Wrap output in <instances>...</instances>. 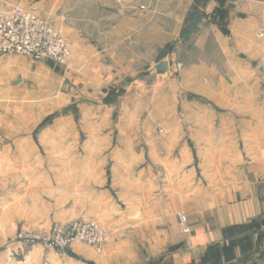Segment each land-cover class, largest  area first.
Masks as SVG:
<instances>
[{"label":"crops","instance_id":"crops-1","mask_svg":"<svg viewBox=\"0 0 264 264\" xmlns=\"http://www.w3.org/2000/svg\"><path fill=\"white\" fill-rule=\"evenodd\" d=\"M15 6L53 18L68 44L49 113L77 106L58 121L79 117L87 156L57 178L25 164L1 232L82 220L109 238L63 257L0 243V264H264V0H0ZM8 64L4 94L53 69Z\"/></svg>","mask_w":264,"mask_h":264},{"label":"rangeland","instance_id":"rangeland-1","mask_svg":"<svg viewBox=\"0 0 264 264\" xmlns=\"http://www.w3.org/2000/svg\"><path fill=\"white\" fill-rule=\"evenodd\" d=\"M39 63L53 69L43 65L45 68L38 69L37 79L26 78L22 85L16 87L9 82L6 94L4 92L7 90H0V243H9L11 239V234L1 231L4 229L3 225L9 224L13 218L16 180L32 173L31 170H24L23 166L32 161H45L56 166V170L52 169L51 173L57 178L63 177V163L78 164L87 156L80 150L87 139L83 134L79 135L82 124L79 117L74 119L72 129H69L67 123L58 121L67 114H79L77 106L71 108L72 105H69L49 113L55 108L51 101L60 102L57 94L62 91L61 79L65 77L66 70L50 62H37L22 56H0V69L8 64L9 68L18 65L31 69L32 72ZM42 123L44 125L40 126ZM45 127H51V134L41 138V130ZM65 127L71 132L65 134ZM47 147L50 148V153L44 152ZM93 156L96 157L95 154ZM76 172L79 175V167L73 168V175ZM10 245H14L12 249L16 246L15 243L8 244L9 247Z\"/></svg>","mask_w":264,"mask_h":264},{"label":"built area","instance_id":"built-area-1","mask_svg":"<svg viewBox=\"0 0 264 264\" xmlns=\"http://www.w3.org/2000/svg\"><path fill=\"white\" fill-rule=\"evenodd\" d=\"M9 55L50 62L65 69L70 52L53 18L39 14L34 8L15 6L0 10V56ZM176 218L183 233H188L184 215L178 212ZM108 238L107 232L96 222L72 220L54 223L48 230L19 231L8 244H16L12 255H21L26 247L39 246L63 257L68 249L77 245L90 247L100 254Z\"/></svg>","mask_w":264,"mask_h":264},{"label":"water","instance_id":"water-1","mask_svg":"<svg viewBox=\"0 0 264 264\" xmlns=\"http://www.w3.org/2000/svg\"><path fill=\"white\" fill-rule=\"evenodd\" d=\"M157 69H158V71H159L160 73H164V72L166 71V65H165V63H164V62H161V63L158 65ZM263 75H264V73H263ZM65 84H66V82H65Z\"/></svg>","mask_w":264,"mask_h":264},{"label":"trees","instance_id":"trees-1","mask_svg":"<svg viewBox=\"0 0 264 264\" xmlns=\"http://www.w3.org/2000/svg\"><path fill=\"white\" fill-rule=\"evenodd\" d=\"M73 106H74V105H72L71 108H72ZM48 119H49V118H48ZM43 125H44V123H42L40 126H43Z\"/></svg>","mask_w":264,"mask_h":264}]
</instances>
